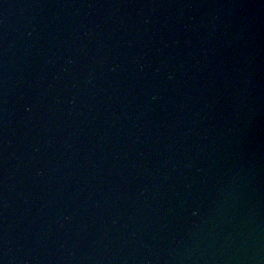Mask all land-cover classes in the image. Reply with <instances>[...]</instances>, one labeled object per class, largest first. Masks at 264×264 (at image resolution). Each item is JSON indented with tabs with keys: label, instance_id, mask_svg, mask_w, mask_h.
<instances>
[{
	"label": "water",
	"instance_id": "95a60500",
	"mask_svg": "<svg viewBox=\"0 0 264 264\" xmlns=\"http://www.w3.org/2000/svg\"><path fill=\"white\" fill-rule=\"evenodd\" d=\"M8 264H264V0H148L83 192Z\"/></svg>",
	"mask_w": 264,
	"mask_h": 264
}]
</instances>
